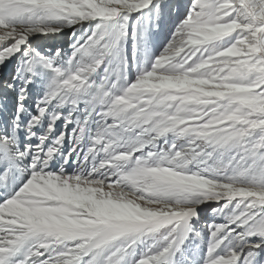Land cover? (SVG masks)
<instances>
[{
	"label": "snow or ice",
	"instance_id": "snow-or-ice-1",
	"mask_svg": "<svg viewBox=\"0 0 264 264\" xmlns=\"http://www.w3.org/2000/svg\"><path fill=\"white\" fill-rule=\"evenodd\" d=\"M0 264H264V0H0Z\"/></svg>",
	"mask_w": 264,
	"mask_h": 264
}]
</instances>
